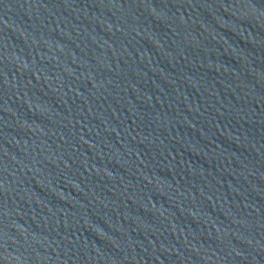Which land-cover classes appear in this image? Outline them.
Masks as SVG:
<instances>
[{"label": "water", "instance_id": "1", "mask_svg": "<svg viewBox=\"0 0 264 264\" xmlns=\"http://www.w3.org/2000/svg\"><path fill=\"white\" fill-rule=\"evenodd\" d=\"M0 206L105 264H264V0H0Z\"/></svg>", "mask_w": 264, "mask_h": 264}]
</instances>
